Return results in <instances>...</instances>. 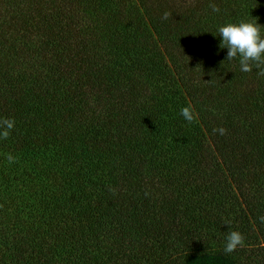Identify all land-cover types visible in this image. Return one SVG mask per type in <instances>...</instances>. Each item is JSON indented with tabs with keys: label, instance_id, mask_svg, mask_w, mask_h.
<instances>
[{
	"label": "trees",
	"instance_id": "16d2710c",
	"mask_svg": "<svg viewBox=\"0 0 264 264\" xmlns=\"http://www.w3.org/2000/svg\"><path fill=\"white\" fill-rule=\"evenodd\" d=\"M241 20L264 0H0V264H139L147 231H244L182 264H264V77L217 33Z\"/></svg>",
	"mask_w": 264,
	"mask_h": 264
},
{
	"label": "clouds",
	"instance_id": "9594fccd",
	"mask_svg": "<svg viewBox=\"0 0 264 264\" xmlns=\"http://www.w3.org/2000/svg\"><path fill=\"white\" fill-rule=\"evenodd\" d=\"M213 12H219V8L212 6ZM167 13H165V18ZM264 26L252 21L241 20L229 22L217 28L219 48L226 49V60H238L239 70L244 73L250 72L253 67L257 69V76L264 77ZM217 37V35H214ZM180 115L188 122L193 120L190 108L180 109ZM15 121L11 118L0 119V138H7L10 130L14 128ZM223 135V128L214 129ZM9 162L14 161L11 154H7ZM264 222V216L259 217ZM243 237L238 231H229L225 236L223 251L232 253L237 247L242 246Z\"/></svg>",
	"mask_w": 264,
	"mask_h": 264
},
{
	"label": "rangeland",
	"instance_id": "374dc122",
	"mask_svg": "<svg viewBox=\"0 0 264 264\" xmlns=\"http://www.w3.org/2000/svg\"><path fill=\"white\" fill-rule=\"evenodd\" d=\"M167 232L168 231H166V233ZM188 232L190 236L187 237L188 239L183 236H180L176 232V234L171 235L170 240H167L166 237L161 238V231H147L149 237L145 238L141 245L137 246V248L132 250L130 256H138L139 264H182L183 255L185 253L190 252L193 249H200L202 247H205V245H207L208 240H210V245H212V247L216 249L219 247H224V240L218 241L217 237H215L216 240L214 241L212 240V238H206V234L209 233L208 231ZM222 232H226L225 234H227L229 231ZM238 232L241 233L242 236H244V231ZM256 249V247L249 248L251 252L255 251ZM248 264L259 263L249 262Z\"/></svg>",
	"mask_w": 264,
	"mask_h": 264
}]
</instances>
